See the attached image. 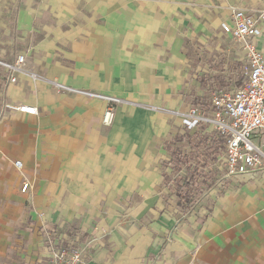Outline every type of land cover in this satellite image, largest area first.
Wrapping results in <instances>:
<instances>
[{"label": "crops", "instance_id": "1", "mask_svg": "<svg viewBox=\"0 0 264 264\" xmlns=\"http://www.w3.org/2000/svg\"><path fill=\"white\" fill-rule=\"evenodd\" d=\"M232 8L259 19L264 0H0V59L40 77L0 78V264H51L72 244L89 264H264V178L185 209L172 162L190 151L183 115L232 87ZM87 92L120 101L110 127Z\"/></svg>", "mask_w": 264, "mask_h": 264}, {"label": "built area", "instance_id": "2", "mask_svg": "<svg viewBox=\"0 0 264 264\" xmlns=\"http://www.w3.org/2000/svg\"><path fill=\"white\" fill-rule=\"evenodd\" d=\"M231 10L232 21L222 24L221 28L242 53V57L237 60L238 72L233 73L232 87L210 89V108L192 107L182 119V126L188 133L198 131L200 137L209 141L223 139L224 148L217 161L203 169L205 174H209L210 171L218 172L216 191L228 183L242 181L250 175H256L258 179L264 178V53L253 43L254 39L261 35L259 23L264 22V11L259 12V19H255L245 9ZM26 62L27 57L24 55H20L14 62L0 59L1 80L6 84H16L20 74L27 75L33 81L39 80L38 75L26 68ZM234 65H227L225 70L228 71L230 66ZM241 80L242 85H239L238 82ZM86 95L107 102L102 123L110 127L120 101L89 92ZM3 107L5 110L29 116H36L38 112L35 107L27 105L15 106L4 103ZM15 168L21 171L22 162H15ZM29 188L30 185L26 183L22 192L26 193ZM88 248H75L73 244L62 245L57 249L52 247L51 264H89Z\"/></svg>", "mask_w": 264, "mask_h": 264}, {"label": "trees", "instance_id": "3", "mask_svg": "<svg viewBox=\"0 0 264 264\" xmlns=\"http://www.w3.org/2000/svg\"><path fill=\"white\" fill-rule=\"evenodd\" d=\"M238 84L242 85V80L239 81ZM182 139L183 142H186V147L190 148V151L179 149V151L174 153L172 162H174L176 173H178L182 167L186 169L185 176L183 178H178L175 184L177 186L179 204L187 209L190 208L205 191L212 189L219 179L215 171H211L208 175H204L201 172V168L216 162L224 147L222 138L217 140L211 139V141H209L207 138L199 137L197 132L187 133L180 141H182ZM194 139L198 141L192 142ZM200 179L203 180L198 182Z\"/></svg>", "mask_w": 264, "mask_h": 264}, {"label": "rangeland", "instance_id": "4", "mask_svg": "<svg viewBox=\"0 0 264 264\" xmlns=\"http://www.w3.org/2000/svg\"><path fill=\"white\" fill-rule=\"evenodd\" d=\"M229 71H231V68H229V70H228V72ZM236 72H238L237 70H236V68L233 66V73H236ZM210 97V96H209Z\"/></svg>", "mask_w": 264, "mask_h": 264}]
</instances>
